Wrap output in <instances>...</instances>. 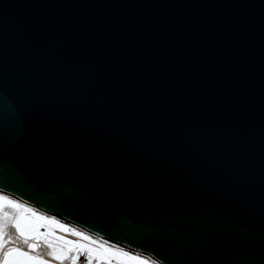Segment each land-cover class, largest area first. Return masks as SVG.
I'll list each match as a JSON object with an SVG mask.
<instances>
[{
    "label": "water",
    "instance_id": "95a60500",
    "mask_svg": "<svg viewBox=\"0 0 264 264\" xmlns=\"http://www.w3.org/2000/svg\"><path fill=\"white\" fill-rule=\"evenodd\" d=\"M0 194L163 264H264V0H0Z\"/></svg>",
    "mask_w": 264,
    "mask_h": 264
},
{
    "label": "snow or ice",
    "instance_id": "6c2138e0",
    "mask_svg": "<svg viewBox=\"0 0 264 264\" xmlns=\"http://www.w3.org/2000/svg\"><path fill=\"white\" fill-rule=\"evenodd\" d=\"M45 219L7 195L0 194V264H51L53 260L59 261V264H64L66 260L70 264H79L81 255L85 256L86 264H93L94 261L96 264H149L141 255L130 254L123 249L102 244L90 246L97 245V242L80 232L72 234L89 241L88 244L56 236L53 231L41 232L43 225L38 221ZM58 227L68 231L63 225ZM42 247L46 251H41ZM152 264H157V261Z\"/></svg>",
    "mask_w": 264,
    "mask_h": 264
},
{
    "label": "rangeland",
    "instance_id": "374dc122",
    "mask_svg": "<svg viewBox=\"0 0 264 264\" xmlns=\"http://www.w3.org/2000/svg\"><path fill=\"white\" fill-rule=\"evenodd\" d=\"M33 211V210H32ZM35 212V211H34ZM36 214L38 215V216H42V217H45L46 219L45 220H43V221H38V223H40L41 225H43L41 228H40V231L41 232H48V231H55V230H57V231H62V232H65L63 229H61L60 227H58L59 225H63L64 226V228H66V229H72V231L71 232H69L72 236H74L72 233L73 232H80V233H82L83 235H86V236H89V235H87V234H85V233H83V232H81V231H79V230H76V229H74V228H72V227H69L68 225H66V224H64V223H62V222H60V221H57L56 219H54V218H52V217H49V216H47V215H44V214H41V213H38V212H36ZM48 221H55L56 223L55 224H50V223H48ZM77 240H78V242H83V243H85V244H88L89 243V241H84V240H82L81 239V237H77V236H74ZM92 240H94V241H96L97 242V245H90V246H93V247H96V246H98V245H100V244H102V245H104L105 247H113V248H116V249H120V248H117V247H114V246H112V245H110V244H107V243H105V242H102V241H100V240H98V239H95V238H93V237H91V236H89ZM124 250V249H123ZM124 251H127V250H124ZM129 252V251H128ZM130 254H134V253H131V252H129ZM73 255H75V254H73ZM135 255V254H134ZM142 257V256H141ZM142 258H144V257H142ZM144 259H146V258H144ZM146 260H148V259H146ZM149 261V260H148ZM149 264H152L150 261H149Z\"/></svg>",
    "mask_w": 264,
    "mask_h": 264
},
{
    "label": "built area",
    "instance_id": "2783aa9c",
    "mask_svg": "<svg viewBox=\"0 0 264 264\" xmlns=\"http://www.w3.org/2000/svg\"><path fill=\"white\" fill-rule=\"evenodd\" d=\"M54 232H55V235L56 236H63L65 239L74 240V241H77L78 242V240L69 233V232H71L70 229H68L67 232H62V231H57V230H55ZM79 264H86V258H85L84 255H81Z\"/></svg>",
    "mask_w": 264,
    "mask_h": 264
},
{
    "label": "crops",
    "instance_id": "0c3cea01",
    "mask_svg": "<svg viewBox=\"0 0 264 264\" xmlns=\"http://www.w3.org/2000/svg\"><path fill=\"white\" fill-rule=\"evenodd\" d=\"M79 243H83V242H79ZM85 244V243H84ZM43 251H46V249H44L43 248ZM74 254V253H73ZM68 262H70V261H64V264H68ZM51 264H59V261H55V260H53V261H51ZM93 264H96V262L94 261L93 262Z\"/></svg>",
    "mask_w": 264,
    "mask_h": 264
},
{
    "label": "trees",
    "instance_id": "16d2710c",
    "mask_svg": "<svg viewBox=\"0 0 264 264\" xmlns=\"http://www.w3.org/2000/svg\"><path fill=\"white\" fill-rule=\"evenodd\" d=\"M70 231H72V229H70ZM41 251H43V247L41 248ZM68 264H70V262H68Z\"/></svg>",
    "mask_w": 264,
    "mask_h": 264
}]
</instances>
